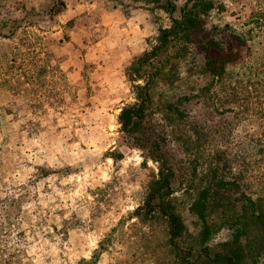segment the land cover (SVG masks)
Wrapping results in <instances>:
<instances>
[{
	"label": "rangeland",
	"instance_id": "1",
	"mask_svg": "<svg viewBox=\"0 0 264 264\" xmlns=\"http://www.w3.org/2000/svg\"><path fill=\"white\" fill-rule=\"evenodd\" d=\"M212 1L203 18L208 47L194 40L177 67L199 75L203 52L225 50L218 94L234 89L236 95L224 102L227 111L213 107L222 101L211 94L184 108L232 170L248 171L259 193L264 0ZM168 24L165 12L143 0H0V257L12 264H168L162 226L131 214L158 164L149 158L144 164L145 149L117 118L134 102L125 67ZM158 129L183 183L186 155ZM227 237L222 229L213 242Z\"/></svg>",
	"mask_w": 264,
	"mask_h": 264
},
{
	"label": "trees",
	"instance_id": "2",
	"mask_svg": "<svg viewBox=\"0 0 264 264\" xmlns=\"http://www.w3.org/2000/svg\"><path fill=\"white\" fill-rule=\"evenodd\" d=\"M143 1L149 9L165 12L169 24L159 28L149 50L135 56L124 70L134 102L121 108L117 117L120 128L145 149L144 164L147 158L158 164L156 171L147 174L141 203L131 214L149 225L162 226L168 264H258L264 256V189L259 193L252 189L245 168L232 170L225 152L211 147L209 134L188 121L184 108L195 97L213 95L223 102L214 100L215 109H232L224 102L233 101L234 89L218 94L227 70L226 51L217 50L215 56L203 52L199 75L191 66L182 75L176 63L191 53L194 40L208 47L203 18L214 3ZM191 59L196 63L194 56ZM159 126L186 155L189 173L183 183L170 162L167 139ZM222 229L228 231V237L213 242ZM12 263L0 257V264Z\"/></svg>",
	"mask_w": 264,
	"mask_h": 264
}]
</instances>
